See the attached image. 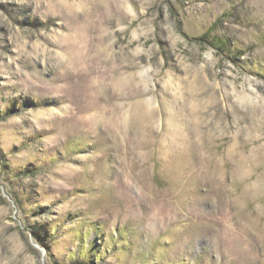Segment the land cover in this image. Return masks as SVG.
Wrapping results in <instances>:
<instances>
[{"label": "rangeland", "instance_id": "rangeland-1", "mask_svg": "<svg viewBox=\"0 0 264 264\" xmlns=\"http://www.w3.org/2000/svg\"><path fill=\"white\" fill-rule=\"evenodd\" d=\"M0 264H264V0H0Z\"/></svg>", "mask_w": 264, "mask_h": 264}, {"label": "water", "instance_id": "water-1", "mask_svg": "<svg viewBox=\"0 0 264 264\" xmlns=\"http://www.w3.org/2000/svg\"><path fill=\"white\" fill-rule=\"evenodd\" d=\"M31 242H32L34 247L41 249V247L33 239H31ZM41 250H42V256L44 257L43 249H41Z\"/></svg>", "mask_w": 264, "mask_h": 264}]
</instances>
